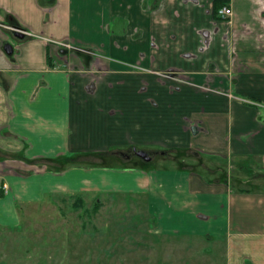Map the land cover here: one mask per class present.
Listing matches in <instances>:
<instances>
[{"label":"crops","instance_id":"obj_1","mask_svg":"<svg viewBox=\"0 0 264 264\" xmlns=\"http://www.w3.org/2000/svg\"><path fill=\"white\" fill-rule=\"evenodd\" d=\"M81 193L142 200L157 264H264V0H0V227Z\"/></svg>","mask_w":264,"mask_h":264},{"label":"rangeland","instance_id":"obj_2","mask_svg":"<svg viewBox=\"0 0 264 264\" xmlns=\"http://www.w3.org/2000/svg\"><path fill=\"white\" fill-rule=\"evenodd\" d=\"M124 151L123 160L132 155L131 149ZM142 204L126 194L81 193L29 206L19 224L0 227V264L160 263L163 240L150 235Z\"/></svg>","mask_w":264,"mask_h":264},{"label":"water","instance_id":"obj_3","mask_svg":"<svg viewBox=\"0 0 264 264\" xmlns=\"http://www.w3.org/2000/svg\"><path fill=\"white\" fill-rule=\"evenodd\" d=\"M14 35H15V37H18L20 39L24 37V34L22 32H20V31H15L14 32ZM4 49L9 54L12 52V47H11V45L9 43H6L4 45ZM133 151H134V154L136 156H138L139 158H141L143 160H150V158H151L149 156V154L146 151H144V150H141V149H133Z\"/></svg>","mask_w":264,"mask_h":264},{"label":"built area","instance_id":"obj_4","mask_svg":"<svg viewBox=\"0 0 264 264\" xmlns=\"http://www.w3.org/2000/svg\"><path fill=\"white\" fill-rule=\"evenodd\" d=\"M232 14L233 11L230 5H224L218 9V15L221 18H230Z\"/></svg>","mask_w":264,"mask_h":264},{"label":"trees","instance_id":"obj_5","mask_svg":"<svg viewBox=\"0 0 264 264\" xmlns=\"http://www.w3.org/2000/svg\"><path fill=\"white\" fill-rule=\"evenodd\" d=\"M222 4H223V3H222ZM222 4H217V5L215 6V7H216L215 10H214V14H215V15H217L218 7H221ZM77 199H78L79 203H82V198H81V197L78 196ZM74 203H75V202H74ZM99 205H100V202L97 200V201L94 203L93 207H92L93 211H96V210L98 209Z\"/></svg>","mask_w":264,"mask_h":264},{"label":"flooded vegetation","instance_id":"obj_6","mask_svg":"<svg viewBox=\"0 0 264 264\" xmlns=\"http://www.w3.org/2000/svg\"><path fill=\"white\" fill-rule=\"evenodd\" d=\"M13 30H14V31H20V32L23 31V29H21V28H19V27H13ZM22 33H23V32H22Z\"/></svg>","mask_w":264,"mask_h":264}]
</instances>
